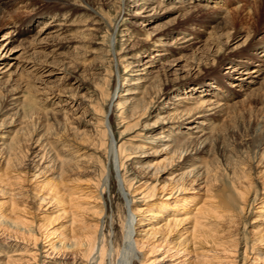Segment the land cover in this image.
<instances>
[{
    "label": "rangeland",
    "instance_id": "374dc122",
    "mask_svg": "<svg viewBox=\"0 0 264 264\" xmlns=\"http://www.w3.org/2000/svg\"><path fill=\"white\" fill-rule=\"evenodd\" d=\"M64 1L71 4L68 12L71 20L66 29L72 31L62 35L63 41H69L68 45L55 46L51 36L43 42L46 34L41 38L35 36L40 44L33 46L32 36L46 22L54 26L61 24V19L53 20L55 14L49 11L56 10ZM134 1L24 0L0 11V43L8 41V53L0 55V189L8 195L0 192V204L10 206L9 195L13 194L11 198L17 207H24L36 218L50 216L55 206H43L39 199L46 192L44 183L59 175L60 159L71 161L79 151L83 167L63 175L68 186L63 191L68 189L65 193L69 194L74 179L79 178L83 193L80 223L83 227L96 225L98 228L97 246L104 250L103 264H142L152 258L148 257L147 250L137 248L141 239L138 233L172 222L168 213L160 217L153 211L154 206L165 202L174 206L177 200H188L190 205L201 207L213 202L218 191L231 194L229 188L234 182L241 185L246 194L245 212L241 215L239 211L225 212L222 219H212L213 228L221 237L231 234L243 240L246 235L250 240L263 236L264 75L258 85L246 94L240 93L239 87L231 86L224 59L238 62L249 58V63L264 68L260 49L264 47V0H189L188 3L201 4L194 13L184 16L178 10L164 13V9H159L149 17L142 3ZM169 2L162 0L166 8L171 6ZM37 14L40 17L37 18ZM215 16L225 17L231 22L230 28L226 31L215 28L212 22ZM13 25L27 29L29 34L23 37L14 34L15 38H10ZM73 30L76 33H72ZM241 34L250 37L247 43L245 38H239ZM180 44L185 47L192 44V48L183 52L178 49ZM244 44L246 47L242 49ZM252 46L259 48L254 52L258 56L252 53L249 57L247 52ZM162 47L169 52L160 59ZM143 64L148 69L147 74ZM42 67L54 74H42ZM66 72L72 73L75 79L67 77ZM141 77L149 81L138 83ZM213 82L223 86L222 90L218 88L219 93L223 97L227 94L229 108L223 116L202 119L210 123L212 130L207 131L213 135L212 147L199 162L206 165L210 184L189 179L182 194L170 196L168 192L174 186L171 178L186 169H180L182 164L177 159L169 160L170 155L161 150L164 142L159 138L170 132L171 135L178 131L190 133L186 128L193 123L166 125L158 118L168 117L171 110L174 112L173 108L179 103L175 102L177 97L193 93V96L202 95L204 100L213 101L214 88L209 85ZM4 95L17 98L20 106L16 116L12 115L16 113L14 109L5 108ZM224 101L223 98L220 102ZM109 103H112L110 110ZM192 103L181 102L179 108H194ZM11 118H16L15 126L10 125ZM172 127L177 130H171ZM44 134L51 139H47L51 144L43 147L45 142L43 144L41 139L36 145L34 141ZM8 147H15L16 151L5 176L4 158ZM44 151H51L49 155L57 162L55 173L33 178L35 157ZM165 167L168 170L163 172ZM155 169L159 173L152 176ZM151 185H156L154 196L143 200ZM218 200L225 201L215 198L214 202ZM195 208L192 206L189 213L185 210L180 213L179 219L183 221L176 232L186 237L191 235ZM62 222L66 223L67 218ZM0 223V228L8 225L5 221ZM240 250L242 253V247ZM252 256L249 257L251 262ZM253 258L259 259L256 264H264L261 257ZM184 259L187 264L195 260L193 255Z\"/></svg>",
    "mask_w": 264,
    "mask_h": 264
},
{
    "label": "bare ground",
    "instance_id": "6f19581e",
    "mask_svg": "<svg viewBox=\"0 0 264 264\" xmlns=\"http://www.w3.org/2000/svg\"><path fill=\"white\" fill-rule=\"evenodd\" d=\"M17 1L19 2L24 0H0V11L3 12L9 7H12V5L17 3ZM41 1H48V2L57 1L56 3H58V1L61 0H41ZM167 1H170L168 5H171L170 7L167 6V8L164 7L162 0H135L134 2L136 4L139 2L142 3L143 5L142 8L144 9V11L148 13L147 17H149L154 11L158 12L157 10L159 9L162 11L165 10L164 13H168L169 10H174V11L178 10L180 14L182 13L185 16L196 12V10H198L196 9L197 6L201 5L198 2L188 3L189 0H167ZM205 1H209V0H205ZM256 1H260V0H256ZM70 6H71L70 3L64 1L63 3L58 4L57 6L58 8L56 9L57 11L55 9L49 11L55 14L53 20L61 19L60 21L61 24H56L54 26L52 22L51 24L50 23L48 24L46 22L43 28L36 30L35 34L33 35L34 37L32 36L30 41L33 46L39 45L40 43L38 42L39 41L38 38H41L43 35L46 34L47 36L43 38V42L47 40L48 36H51L50 38L54 40V43L56 44L55 46L63 47L68 45L69 41H66L67 39L63 41L62 39L65 38L62 35L68 32L69 30L66 28L69 26L68 23L71 20L69 19L68 16V12L70 11L69 9ZM36 17L38 18L40 16L37 14ZM224 18L219 16L212 17V22L215 24V26H217L215 28H222V30L226 31L227 27L231 25V22ZM62 21L64 23H62ZM71 22H75V21H71ZM79 24L81 25L80 22ZM51 25L52 27H50ZM12 30L13 31L9 33L10 35L8 34L10 38L13 37L15 38L14 34H16V37L18 36L23 37L29 34V31L27 29L17 27L16 25L15 26L13 25ZM69 31H72V29H70ZM72 33H76V31L73 30ZM35 36H37L38 38ZM182 38L184 41L187 40V37H182ZM239 38H241V40L245 38L246 39L245 42L247 43L250 37L249 36L244 37V35L241 34L239 35ZM29 39L30 38H28V41ZM198 43H203V42H198ZM7 44L8 41L5 43L3 42L0 43L1 56L2 54L6 55L8 53L6 51L8 47ZM204 44L205 43H203V45ZM191 45L192 44H189L185 47V46H181L180 44L179 45L180 47L178 49L182 50L183 52L185 50L189 51L188 47H191ZM245 47L246 44L242 46V49ZM258 49L259 48H254V46H252L250 51L247 52L249 57L251 56L252 53L256 52ZM260 49H262L263 52L261 55V58L263 59L264 47H261ZM159 52H162L160 55H158L160 56L161 59L162 56L166 55V53L169 52V50L166 48L164 49L162 47V49L159 50ZM254 54L258 56L257 53ZM180 59H182V57ZM246 60L247 61L242 60L236 62L235 60L224 59V63L228 66L229 69L227 75L232 80L231 86L233 85L232 87H239L240 93L245 92V94L249 90H251L252 87L258 85L259 81L261 80V77L264 75L263 66L249 63V58H247ZM0 61H2V59H0ZM145 66H146L145 64L142 65V67ZM40 70L42 71V74L43 73H48V75L54 74L53 71H51L50 69L46 70L45 68L43 69L42 67L40 68ZM147 70H148L147 67H145L143 71H146L145 73L147 74ZM66 73H67V77H71V78L73 77L72 73H68V72ZM236 75L240 77L239 78L235 77ZM73 78L75 79V76ZM148 81L149 80L147 79H143V77L138 78V83L148 82ZM209 85L211 87L213 86L212 88H214V92L212 91L211 95L216 96L218 99L219 97L222 99L224 98L225 101L223 103L220 102L222 99L221 100L214 99L215 98L214 96L212 97L213 101H211V99L204 100L203 98L205 96L199 95L196 97L193 96V93H191V95L189 96L185 95L183 97H177L175 102H179V103H176L175 108H173L174 112L171 113L172 111L171 110L168 113V117H164L163 119L158 118L159 120H161V123L166 125L168 124L183 125L184 123H193L186 128V130L190 131V133L186 131L183 132L178 131L175 132L174 135H171L170 132L168 135L164 136V138L162 137L164 140L162 138H159L160 141L164 142L161 145L162 146L161 150H163L164 152L168 153V155H170L169 160L173 161L174 158L177 159V162L182 164V166H179L180 169H182L183 171L186 169V171L182 173H177L175 177L171 178V180L174 182V186L171 188V190L169 189L171 191L168 192L170 193L169 194L170 196H175L178 193L182 194L183 191L186 189V185H187L186 181L189 179H192L193 181L200 179L203 180V183L207 184L208 186L210 184L209 176H207L209 171L206 170V165L199 164V162H200V157L202 155H206L209 152V148L212 147L210 144L212 142L211 137L213 138V135L211 132H210L211 134L209 133V131L212 130L209 129L210 123L205 122L204 120L202 121V119L214 115H222L229 108V104L226 102L227 94L225 95V97H223L222 93H219L220 90H222L223 86H221L220 84L217 85V83L214 82ZM257 90L259 89H254L253 91H257ZM250 94H253V92ZM5 98L6 97L4 95V99ZM3 101L6 102L5 103L6 105L4 104L5 108L9 107L10 109H14L16 111V113L12 115L16 116L19 113L18 109L20 105L19 103H17V98L15 96L13 95L7 96V98ZM185 101L193 102L192 105L194 106V108H183L181 110L179 108L181 106V102H185ZM111 104L112 103H109L108 105L109 110L111 108ZM139 106H141V104ZM1 113L3 115L4 111H1ZM10 120H11L10 125L15 126L16 118L15 119L11 118ZM208 129L209 131H207ZM33 130L32 131L35 134L38 133L36 129ZM171 130H177V128L172 127ZM179 132L181 134H179ZM41 139L43 144L45 142L43 147H46L49 144H51V142L47 141V139L48 140L51 139H49L48 136L44 134L34 141L36 145L40 144ZM8 148L9 150L4 158L5 176L7 175V169L9 170L11 168L12 159L15 158V157L13 158L14 156L13 154L16 151L15 147H8ZM50 152L44 151L42 154L40 155L37 154V156L35 157V159L37 158V161H35L32 166L33 169L32 171L34 172L33 178H37L39 175L41 174L44 175L47 172L55 173L56 166L54 165L57 162L55 163V160L51 158V156L49 155ZM78 152L74 154V159H71V161L60 159L58 163L60 167L57 170L59 175H57L56 177L55 176L52 177L50 180L47 179L46 182L44 183L46 184L44 185V187L46 188V192L39 199L41 201V205L44 204L43 206H46L48 204H52L55 206V210L51 212L50 216H47L45 218L44 217L36 218L34 215L28 213L24 207L23 208L17 207L15 202L11 198L13 194L11 196L9 195L10 206L3 207V204H0V221L3 222L5 221L7 222L6 225L8 224L6 227L1 226L0 228V264H103L104 250L103 248H99L97 246L98 228H96L95 224H93L95 225L94 227L93 226L83 227L82 223H80L82 220L81 212L83 207L81 205L83 200L82 198L83 193L80 188V184L78 183L79 178L74 179L75 183H73L74 184L73 188L70 187L69 194L65 193L68 189L67 190L65 189V192L63 191V188L68 187L66 185L67 182L65 183L64 181L63 175L67 174V172L69 171H75V170L79 171V169L83 167L82 158H80L82 157V155H79ZM47 159H49V161ZM29 163H28V167L30 166ZM46 164H50V166L49 165L46 166ZM186 165L189 166L187 168L186 167L182 168L183 166ZM167 167H165L163 172L166 170ZM48 168L51 169L49 170ZM158 173L159 171L155 169L154 172L152 173V176L153 175L157 176ZM19 178H20L19 180L22 179L21 177ZM238 180L241 181L242 178L241 179L239 178ZM238 180L236 179L237 182ZM235 183L236 182H234V184L232 183V185L229 184L230 188L229 187L228 188L231 194L227 195L224 192V190L218 191V193L216 192V196L215 195L213 196V202L205 203L201 207H198L199 204L190 205V201L188 200H177L174 206L173 205L171 206V204H168L167 202L162 203L158 206H154L155 210L153 211L157 212V214H159L160 217L161 215L163 216L164 214L168 213L170 215V218H172V222H167L165 226L158 228L152 227L146 230L143 229L138 233V236L141 239L140 241L137 242V246H138L137 248H139L140 250L143 249L147 250L146 252L147 254H149L148 257H150V255L152 257V258H148V260L146 259V261L142 264H187L186 263L187 260L186 259L183 260V258L189 257L190 255H193L195 260L190 262L189 264H254L256 260H259L257 258H253V256L255 255L256 257L258 258L261 257L264 260V248H263L264 235L258 236L250 240L248 239L249 237L246 238V235L244 236L243 240L241 237H235V235H231V234L228 237L225 236L221 237L217 233L218 231H216L213 228L214 226L211 223L212 219L215 220L222 219L224 217L223 214L225 212L239 211L240 215L245 212L244 203L246 202L245 201L246 194L242 191V188H240L241 185L239 187V184H235ZM163 187L165 189L166 185H164ZM155 190H156V185L149 186L147 192L144 195L142 194L143 200H146L148 197L149 198L153 197ZM0 192L2 194L8 195V192L3 191L1 189ZM215 198L216 199L219 198L221 200L223 199L225 201L222 202L218 200L219 202H214ZM254 202L255 199L253 203ZM192 206L197 207L195 208L196 214L192 216L193 231L189 237H186L185 234L178 231L176 232V230L178 229L179 224H181V222L183 221V219L182 220L179 219L180 213L183 212L184 210L187 213H189L191 211ZM151 208H153V206ZM63 218L64 219L67 218V222L70 223L69 226L66 225L67 222L66 223L62 222ZM231 220L234 221L233 219ZM8 226H10V229L12 227L10 231ZM39 233L41 234V238L39 237L40 236ZM54 238L57 239V241H53ZM42 239L46 243H44ZM241 247L243 249L242 253L240 252ZM250 255H253L251 258L253 259L252 262L249 259Z\"/></svg>",
    "mask_w": 264,
    "mask_h": 264
}]
</instances>
